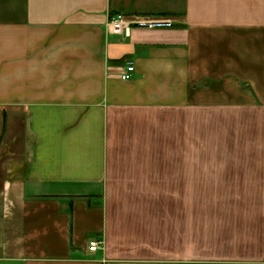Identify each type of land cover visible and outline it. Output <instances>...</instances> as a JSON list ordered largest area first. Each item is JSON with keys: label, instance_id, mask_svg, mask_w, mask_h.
<instances>
[{"label": "crops", "instance_id": "obj_1", "mask_svg": "<svg viewBox=\"0 0 264 264\" xmlns=\"http://www.w3.org/2000/svg\"><path fill=\"white\" fill-rule=\"evenodd\" d=\"M0 264H264V0H0Z\"/></svg>", "mask_w": 264, "mask_h": 264}, {"label": "built area", "instance_id": "obj_2", "mask_svg": "<svg viewBox=\"0 0 264 264\" xmlns=\"http://www.w3.org/2000/svg\"><path fill=\"white\" fill-rule=\"evenodd\" d=\"M172 20L165 17L155 16H136V15H122L115 14L109 18L107 28L111 35L117 37H127L134 29H167L172 27ZM134 72L132 63H126L120 73L122 81L129 80ZM101 242L90 241L88 250L96 252L99 249Z\"/></svg>", "mask_w": 264, "mask_h": 264}]
</instances>
